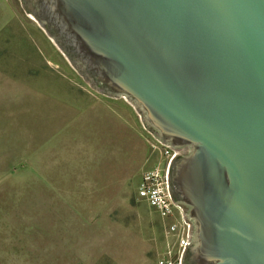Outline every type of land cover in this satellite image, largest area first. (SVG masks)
<instances>
[{
    "label": "water",
    "instance_id": "1",
    "mask_svg": "<svg viewBox=\"0 0 264 264\" xmlns=\"http://www.w3.org/2000/svg\"><path fill=\"white\" fill-rule=\"evenodd\" d=\"M99 93L175 155L182 264H264V0H21Z\"/></svg>",
    "mask_w": 264,
    "mask_h": 264
},
{
    "label": "rangeland",
    "instance_id": "2",
    "mask_svg": "<svg viewBox=\"0 0 264 264\" xmlns=\"http://www.w3.org/2000/svg\"><path fill=\"white\" fill-rule=\"evenodd\" d=\"M31 16L0 0V264H156L161 226L137 184L157 137Z\"/></svg>",
    "mask_w": 264,
    "mask_h": 264
},
{
    "label": "built area",
    "instance_id": "3",
    "mask_svg": "<svg viewBox=\"0 0 264 264\" xmlns=\"http://www.w3.org/2000/svg\"><path fill=\"white\" fill-rule=\"evenodd\" d=\"M152 151H159L156 164L142 170L137 184V196L161 218L165 247L159 254L157 264H182L181 256L192 238L193 224L187 217L185 207L176 202L168 189L167 174L171 159L187 151L175 148L155 139Z\"/></svg>",
    "mask_w": 264,
    "mask_h": 264
},
{
    "label": "crops",
    "instance_id": "4",
    "mask_svg": "<svg viewBox=\"0 0 264 264\" xmlns=\"http://www.w3.org/2000/svg\"><path fill=\"white\" fill-rule=\"evenodd\" d=\"M158 221H159V224L161 226L160 247H161V249H164V247H165V240H164V237H163L162 221H161V218L159 216H158Z\"/></svg>",
    "mask_w": 264,
    "mask_h": 264
},
{
    "label": "bare ground",
    "instance_id": "5",
    "mask_svg": "<svg viewBox=\"0 0 264 264\" xmlns=\"http://www.w3.org/2000/svg\"><path fill=\"white\" fill-rule=\"evenodd\" d=\"M32 17V16H31Z\"/></svg>",
    "mask_w": 264,
    "mask_h": 264
}]
</instances>
